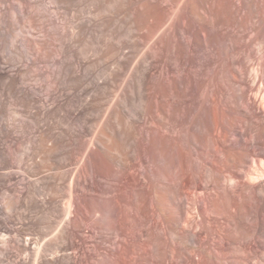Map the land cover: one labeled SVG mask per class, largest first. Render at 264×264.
I'll use <instances>...</instances> for the list:
<instances>
[{"label": "bare ground", "instance_id": "obj_1", "mask_svg": "<svg viewBox=\"0 0 264 264\" xmlns=\"http://www.w3.org/2000/svg\"><path fill=\"white\" fill-rule=\"evenodd\" d=\"M245 22L264 44L254 0H0V264H125V187L225 173L239 115L264 151Z\"/></svg>", "mask_w": 264, "mask_h": 264}, {"label": "rangeland", "instance_id": "obj_2", "mask_svg": "<svg viewBox=\"0 0 264 264\" xmlns=\"http://www.w3.org/2000/svg\"><path fill=\"white\" fill-rule=\"evenodd\" d=\"M254 2L257 15L264 17V0H254ZM85 7L87 9L91 7L90 2ZM245 26H247L246 28L250 27L247 24ZM256 29L258 31L259 28ZM249 30L254 35V29L250 27ZM257 31H254L256 34L254 47L256 49L264 46L259 39H256L259 35ZM94 43L95 40L92 39L90 49ZM257 61L256 66L259 65L260 73L264 75V64H262L264 57H260ZM112 66L110 63L106 69L109 71ZM257 82L253 85L256 90L253 100L256 106L259 105V109L264 111V98H262L264 96V81L260 84ZM259 88L263 92H260ZM225 103L228 104V100ZM228 115L227 113L224 118L226 140H228L226 127L229 128L228 124L232 123L231 117ZM239 117L240 115L237 125L235 123L238 128L237 140L239 142L232 148L227 141L225 142L228 156H225L224 165L226 163L227 167H224L227 169L224 171L227 173L223 172L217 175L209 172L205 176L203 184L192 178L199 185L194 184L189 179L188 183L191 188L196 185V189L192 188V191L181 192L177 196L172 190H163L164 192L160 191L157 195L155 194V197L154 190L149 184L146 187L144 182L143 184L140 183L142 187L140 184L137 187L133 186V189L131 186L125 187V196L127 197H125V206L129 208L128 211H125V240L119 238L120 241L117 239L113 246L117 254L118 251L122 253L125 249V264H264V177L259 175L264 172V151L261 149L258 139L259 125L250 124L245 122L243 116ZM263 123L264 120L262 121L264 126ZM210 132L209 134L212 136L213 130L211 129ZM36 148L38 149V146ZM207 148V154L210 158L213 155L214 147L209 144ZM229 148L233 151H229ZM246 150L249 151V155H246ZM40 152L37 153L38 155L36 154V158L33 157L34 161L31 158L29 162L34 164L35 161L38 163L45 162V154ZM230 152L237 157L229 155L232 154ZM51 161L55 163V160ZM230 162L232 168H230ZM234 166L244 170L242 179L232 174ZM43 169H45L44 172H39L41 177L47 176L50 172L49 167L46 168L45 166ZM252 176L256 178L252 179ZM217 179L219 180L217 181ZM216 181L218 183H215ZM11 182L12 184L15 183L14 180ZM204 184L207 187H205V191L204 187L201 188V185ZM244 184L249 187H245ZM19 187L22 189V186L19 185ZM248 188L250 189L247 190ZM197 189L198 191H196ZM150 191H153V194ZM161 192L163 194H160ZM156 198L157 200H154ZM156 201L161 206L165 205V209L158 208ZM129 202L132 204V208ZM126 207L125 210H127ZM186 219H192V223L188 225L180 223ZM190 228L199 234H191ZM57 231L58 228H55L53 233L46 236L45 239H43L44 237L41 238L40 242L46 241L49 236ZM34 237L38 236L35 234ZM195 242L204 249L206 255H200L199 258H196L186 254V249H190L191 252L195 251ZM116 245H119L123 251Z\"/></svg>", "mask_w": 264, "mask_h": 264}, {"label": "built area", "instance_id": "obj_3", "mask_svg": "<svg viewBox=\"0 0 264 264\" xmlns=\"http://www.w3.org/2000/svg\"><path fill=\"white\" fill-rule=\"evenodd\" d=\"M189 232L193 235H198L199 233H197V231L193 230V228H190L189 229ZM194 248H195V251L194 252H191L190 249H186L185 252L186 254L190 255V256H194L196 258H199L200 255H206V252L204 251V249L202 247H200L198 245L197 242H195L194 244ZM181 253V252H180ZM183 253V252H182Z\"/></svg>", "mask_w": 264, "mask_h": 264}]
</instances>
